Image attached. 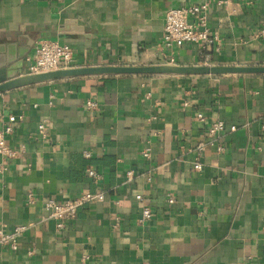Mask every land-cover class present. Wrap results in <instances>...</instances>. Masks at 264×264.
<instances>
[{
	"label": "crops",
	"instance_id": "1",
	"mask_svg": "<svg viewBox=\"0 0 264 264\" xmlns=\"http://www.w3.org/2000/svg\"><path fill=\"white\" fill-rule=\"evenodd\" d=\"M196 1L0 0V63L28 73L44 39L70 44L75 65L204 63L198 44L163 42L167 11ZM209 2V62L264 64V0ZM11 116L0 228L26 229L0 264H264V74L58 79L0 93V127ZM82 192L105 197L58 230L45 200Z\"/></svg>",
	"mask_w": 264,
	"mask_h": 264
},
{
	"label": "built area",
	"instance_id": "2",
	"mask_svg": "<svg viewBox=\"0 0 264 264\" xmlns=\"http://www.w3.org/2000/svg\"><path fill=\"white\" fill-rule=\"evenodd\" d=\"M218 5H228L232 0H214ZM210 9L209 0H197L194 3L176 6L170 8L166 13L163 42L168 48L182 46L186 43H194L200 46V51L205 59L204 63H210L214 52L220 50L221 40L218 34L213 33L208 26V12ZM75 66V50L68 44L57 40L44 39L38 43L33 56V61L29 67L28 73L51 71L64 67ZM88 106L95 110L98 104L95 101H88ZM198 117L205 119L203 113H199ZM15 116L10 117V122L0 127V167L5 168L9 158L16 155L7 142L8 136L13 131V122ZM264 128V127H263ZM226 129V123L223 120H216L210 125L206 131V135L210 139H215L221 131ZM45 123L40 124L39 131L44 132ZM230 130H237L236 125H230ZM207 144L200 141L197 144V150L201 153ZM145 158H151L152 148L146 146L142 150ZM86 155H90L86 151ZM195 167L202 169V163L197 161ZM91 175H96L95 171L89 170ZM127 175L131 178L133 171H128ZM104 193L82 192L76 196L70 197L63 201L55 198L45 200V208L49 212V217L55 220L56 228L63 230L67 222L76 218L78 207L84 203L103 199ZM142 199L141 195L137 196ZM32 201V200H31ZM170 203L174 202V198H169ZM152 217V210L145 207L142 210L140 222H145ZM25 225H16L12 229L6 230L0 228V246L9 245L16 249L19 244Z\"/></svg>",
	"mask_w": 264,
	"mask_h": 264
},
{
	"label": "water",
	"instance_id": "3",
	"mask_svg": "<svg viewBox=\"0 0 264 264\" xmlns=\"http://www.w3.org/2000/svg\"><path fill=\"white\" fill-rule=\"evenodd\" d=\"M6 63H0V93L5 91L50 82L58 79H69L87 75H226V74H264V64H227V63H171L151 64H104L75 65L61 69L25 73L9 78Z\"/></svg>",
	"mask_w": 264,
	"mask_h": 264
}]
</instances>
